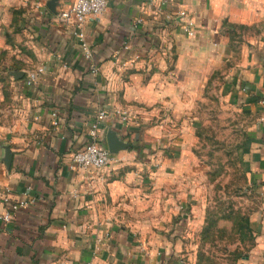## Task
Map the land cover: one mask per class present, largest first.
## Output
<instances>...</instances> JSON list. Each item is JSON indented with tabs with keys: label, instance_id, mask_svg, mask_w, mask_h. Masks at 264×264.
<instances>
[{
	"label": "crops",
	"instance_id": "crops-1",
	"mask_svg": "<svg viewBox=\"0 0 264 264\" xmlns=\"http://www.w3.org/2000/svg\"><path fill=\"white\" fill-rule=\"evenodd\" d=\"M34 1L0 0V264H185L202 208L179 178L212 78L249 114L239 155L259 201L238 264H264V0H108L84 23L91 61L71 26ZM179 10L194 18L193 36L167 17ZM100 109L99 141L113 130L127 146L104 168L72 167ZM25 191L36 200L19 205Z\"/></svg>",
	"mask_w": 264,
	"mask_h": 264
},
{
	"label": "rangeland",
	"instance_id": "rangeland-1",
	"mask_svg": "<svg viewBox=\"0 0 264 264\" xmlns=\"http://www.w3.org/2000/svg\"><path fill=\"white\" fill-rule=\"evenodd\" d=\"M15 5L13 1L9 8ZM219 82L212 78L193 107V140L186 148L185 172L179 178L182 186L185 182L192 190L188 198L202 208L200 223L192 228L194 254L184 257L185 264H238L252 242L249 218L259 200L249 188L239 155L249 114L227 102L217 88ZM190 200L184 209L188 213Z\"/></svg>",
	"mask_w": 264,
	"mask_h": 264
},
{
	"label": "built area",
	"instance_id": "built-area-1",
	"mask_svg": "<svg viewBox=\"0 0 264 264\" xmlns=\"http://www.w3.org/2000/svg\"><path fill=\"white\" fill-rule=\"evenodd\" d=\"M108 0H72L70 3L61 6L54 12L58 21L65 25L71 26V33L79 43L81 54L85 60L91 61L92 49L89 41L84 34V23L89 16H100L107 8ZM34 5L40 11L48 10L46 3H42L40 0H35ZM167 17L181 21L183 31L188 36L194 35V18L185 10H179L174 14H169ZM143 18L141 15H137L133 19V26L137 27L141 24ZM139 55L135 53L132 57L121 61V67H127L133 60L137 59ZM44 64L38 63L34 67L25 71L24 82L28 85L34 84L39 75L44 71ZM94 67V66H93ZM95 71V68H93ZM52 123L57 124V112L54 109L51 113ZM123 118H126V113L123 112ZM107 118V113L100 109L96 118L91 122L88 130V141L78 150L74 151L71 156V166L86 169L94 167L97 169L106 167L112 160V152L107 146L103 145L99 141V124L101 120ZM25 198L19 200V205H26L34 203L36 197L24 192ZM2 220L9 221L11 218L10 213L4 212L1 216Z\"/></svg>",
	"mask_w": 264,
	"mask_h": 264
},
{
	"label": "water",
	"instance_id": "water-1",
	"mask_svg": "<svg viewBox=\"0 0 264 264\" xmlns=\"http://www.w3.org/2000/svg\"><path fill=\"white\" fill-rule=\"evenodd\" d=\"M55 5H56V0H48L46 2L47 8L52 12L56 11ZM18 73L22 74V72H18ZM106 139H107V147L111 152H114L119 148H124L127 146L126 142L120 140V138H118V136L115 134L113 130H109L107 132Z\"/></svg>",
	"mask_w": 264,
	"mask_h": 264
}]
</instances>
